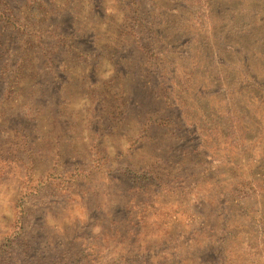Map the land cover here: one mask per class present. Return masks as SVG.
<instances>
[{
	"label": "rangeland",
	"instance_id": "rangeland-1",
	"mask_svg": "<svg viewBox=\"0 0 264 264\" xmlns=\"http://www.w3.org/2000/svg\"><path fill=\"white\" fill-rule=\"evenodd\" d=\"M0 264H264V0H0Z\"/></svg>",
	"mask_w": 264,
	"mask_h": 264
},
{
	"label": "trees",
	"instance_id": "trees-1",
	"mask_svg": "<svg viewBox=\"0 0 264 264\" xmlns=\"http://www.w3.org/2000/svg\"><path fill=\"white\" fill-rule=\"evenodd\" d=\"M143 174H144V180H145V182H150L151 181V175L149 174V172L148 171H145V172H143ZM155 179V178H154ZM153 180V179H152Z\"/></svg>",
	"mask_w": 264,
	"mask_h": 264
}]
</instances>
